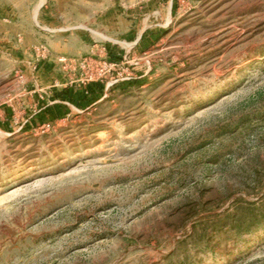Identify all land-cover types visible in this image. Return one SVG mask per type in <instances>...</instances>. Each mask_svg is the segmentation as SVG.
Here are the masks:
<instances>
[{"label":"rangeland","instance_id":"rangeland-1","mask_svg":"<svg viewBox=\"0 0 264 264\" xmlns=\"http://www.w3.org/2000/svg\"><path fill=\"white\" fill-rule=\"evenodd\" d=\"M0 264H264V0H0Z\"/></svg>","mask_w":264,"mask_h":264}]
</instances>
